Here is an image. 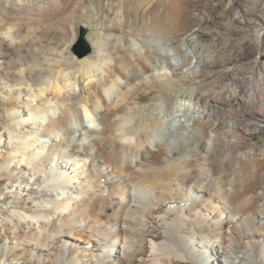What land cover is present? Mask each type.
I'll use <instances>...</instances> for the list:
<instances>
[{
    "label": "bare ground",
    "instance_id": "1",
    "mask_svg": "<svg viewBox=\"0 0 264 264\" xmlns=\"http://www.w3.org/2000/svg\"><path fill=\"white\" fill-rule=\"evenodd\" d=\"M149 1L105 9L140 50L96 31L78 58L16 16L43 5L0 0V264H264V0H169L173 22L132 26Z\"/></svg>",
    "mask_w": 264,
    "mask_h": 264
},
{
    "label": "rangeland",
    "instance_id": "2",
    "mask_svg": "<svg viewBox=\"0 0 264 264\" xmlns=\"http://www.w3.org/2000/svg\"><path fill=\"white\" fill-rule=\"evenodd\" d=\"M33 1V0H32ZM54 0H34V2H37L39 5H43L44 9L38 11V10H27L24 12H17L16 16L18 18H22L24 16H35V17H41L42 20L39 23L40 25H36L37 28L44 30L45 36H51V41L54 40L56 43H59L58 50L64 48V51H68L72 53V47L74 43L76 42L78 35H79V27L85 26L87 31V38L92 37V34L97 31L98 36L100 35V39L103 41L104 44L108 43L107 36H118L120 38L121 34L124 33L127 34L128 38L127 40L133 50H140V45L136 42V40L131 37L132 34H129L130 26L126 27L124 30H119L117 27H107V15L105 9H107L108 0H100V3H98L97 0H60L59 6L56 8L53 4ZM130 4L133 3V0H129ZM106 3V4H105ZM94 4V5H93ZM50 5V6H49ZM93 6V7H92ZM113 7V5H112ZM130 7V6H129ZM46 10V11H45ZM146 10V11H145ZM146 14V18L148 19H163L168 23L173 22L177 15L180 13L178 8L174 6L173 4H170L169 0H150L148 3L144 4L141 9L139 8H133L130 7L128 15L129 18H131V25L134 26V24L138 25L140 24V19L142 15ZM22 16V17H21ZM26 23V24H25ZM24 23V27H31V22L27 20ZM74 23L77 31V38L72 43L70 47H66L65 40L62 37L65 32L66 27ZM91 25V26H90ZM98 25V26H97ZM66 26V27H65ZM94 26V27H93ZM5 28H8V24H4L3 26H0V32L4 31ZM94 28V29H93ZM98 29V30H97ZM94 30V31H93ZM103 30V31H102ZM101 31V32H100ZM47 32V33H46ZM50 33V34H49ZM106 35V36H105ZM130 35V36H129ZM58 40H57V39ZM60 38V40H59ZM63 38V39H62ZM133 38V39H132ZM62 41V42H61ZM128 44V45H129ZM195 43H191L193 46ZM251 44L250 40H247L245 43V46H249ZM108 44H106L107 46ZM106 61H109L108 58L105 59ZM125 66V65H122ZM113 69V67H111ZM175 80V81H174ZM173 83H170L169 81H165L164 84V93H168V89L171 85L173 86H179L180 84L177 82V79H174ZM226 80V79H224ZM187 83H192L193 79L192 77H189L185 80ZM115 82L121 83L122 80L114 74V72L111 71V76L106 78V81L103 82V84H100L99 89L106 94V99H108V102L115 101L118 102L120 100V94L118 92V89L115 88ZM28 89V88H27ZM27 91V90H26ZM84 92L88 93V88L84 86ZM140 91H135V94H139ZM26 94H29L28 92H24L22 96ZM37 93H34V96ZM156 94V91L151 92V96H154ZM118 99V100H117ZM132 105V104H130ZM179 106L178 102L175 101L173 104L174 108H177ZM0 111H3V108L0 107ZM168 111H166L167 113ZM166 113H163L164 115ZM94 120V119H93ZM85 123L88 125L89 128H98V123L94 121H86ZM256 142L261 143L259 139H253L251 141L252 144H255ZM177 146V144H175ZM260 145H257L253 148V151H258V148ZM11 208L7 209V214L11 212ZM0 211L4 212V208L0 207Z\"/></svg>",
    "mask_w": 264,
    "mask_h": 264
},
{
    "label": "water",
    "instance_id": "3",
    "mask_svg": "<svg viewBox=\"0 0 264 264\" xmlns=\"http://www.w3.org/2000/svg\"><path fill=\"white\" fill-rule=\"evenodd\" d=\"M86 34H87L86 29L80 26L78 38L72 47V53L76 55L78 58L85 57L91 52V47L85 38Z\"/></svg>",
    "mask_w": 264,
    "mask_h": 264
}]
</instances>
